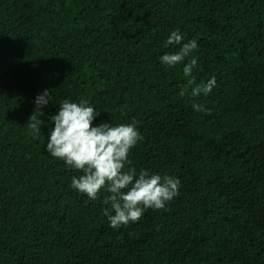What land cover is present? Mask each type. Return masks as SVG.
<instances>
[{
    "label": "trees",
    "instance_id": "trees-1",
    "mask_svg": "<svg viewBox=\"0 0 264 264\" xmlns=\"http://www.w3.org/2000/svg\"><path fill=\"white\" fill-rule=\"evenodd\" d=\"M177 29L196 83L216 79L206 96L160 62ZM64 100L134 123L124 170L179 195L112 228L111 194L76 191L83 173L46 151ZM0 264H264V0H0Z\"/></svg>",
    "mask_w": 264,
    "mask_h": 264
},
{
    "label": "clouds",
    "instance_id": "clouds-1",
    "mask_svg": "<svg viewBox=\"0 0 264 264\" xmlns=\"http://www.w3.org/2000/svg\"><path fill=\"white\" fill-rule=\"evenodd\" d=\"M183 39L178 29L171 32L164 46L178 45L179 48L175 52L163 54L160 62L168 67L184 64L183 74L189 79L179 95L184 96L191 88L192 97L201 94L206 96L212 92L216 79L212 77L207 83H196L192 73L197 66V58L191 56V53L197 49L198 44L196 40L182 42ZM49 98L50 94L45 89L34 101L41 115ZM192 107L195 111H206L200 104L193 103ZM99 114L87 100H80L79 103L64 100L58 114L52 117L55 126L48 136L46 151L83 173L78 178H72L71 187L76 191L86 194L92 200L98 199L102 189L111 194L104 201L110 205L105 215L110 226L116 229L139 221L147 209H164L179 195L180 181L178 178L150 174L147 171H141L137 177L134 168L125 171L126 164L130 163V150L143 137L134 123L118 126L103 123L93 126ZM39 125L40 121L33 114L27 126L33 130L34 138L41 131Z\"/></svg>",
    "mask_w": 264,
    "mask_h": 264
}]
</instances>
